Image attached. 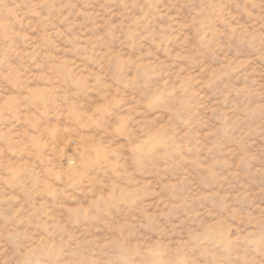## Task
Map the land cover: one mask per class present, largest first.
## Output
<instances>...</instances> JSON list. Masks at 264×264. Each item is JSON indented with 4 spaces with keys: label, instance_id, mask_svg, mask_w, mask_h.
Instances as JSON below:
<instances>
[{
    "label": "rangeland",
    "instance_id": "obj_1",
    "mask_svg": "<svg viewBox=\"0 0 264 264\" xmlns=\"http://www.w3.org/2000/svg\"><path fill=\"white\" fill-rule=\"evenodd\" d=\"M0 264H264V0H0Z\"/></svg>",
    "mask_w": 264,
    "mask_h": 264
}]
</instances>
